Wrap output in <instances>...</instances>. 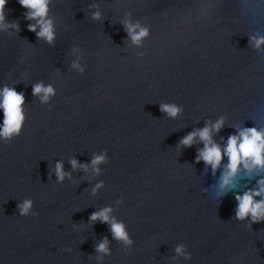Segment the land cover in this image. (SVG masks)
Returning <instances> with one entry per match:
<instances>
[{
  "label": "water",
  "instance_id": "water-1",
  "mask_svg": "<svg viewBox=\"0 0 264 264\" xmlns=\"http://www.w3.org/2000/svg\"><path fill=\"white\" fill-rule=\"evenodd\" d=\"M26 12L8 0L19 30H0V90L25 97L20 134L0 138V264H264V221L236 219L235 199L264 172L249 178L241 165L218 195L228 158L213 174L196 162L202 143L180 144L221 117L222 148L239 128L264 130V50L249 45L264 35V0H50L52 44L28 30ZM125 21L148 29L142 46ZM39 83L55 89L48 103L32 94ZM161 104L182 111L170 118ZM95 155L106 156L99 174ZM58 162L71 179L57 181ZM24 200L34 215H20ZM104 208L130 246L90 221ZM104 238L108 255L96 252Z\"/></svg>",
  "mask_w": 264,
  "mask_h": 264
},
{
  "label": "clouds",
  "instance_id": "clouds-1",
  "mask_svg": "<svg viewBox=\"0 0 264 264\" xmlns=\"http://www.w3.org/2000/svg\"><path fill=\"white\" fill-rule=\"evenodd\" d=\"M8 0H0V30H7L9 27L19 30L18 23H6L5 8ZM19 5L26 9V19L35 21V24H29L28 30L36 33L38 39H43L47 43L52 44L55 40V32L53 21L48 18L50 0H18ZM100 13L96 12L92 19L99 20ZM37 27L40 29L37 32ZM124 28L127 36L132 43L142 46V41L148 37L149 31L140 24H133L130 21L124 22ZM249 45L257 51L264 50V35H255L249 37ZM78 51V50H74ZM74 69H79L82 73L83 68L78 62L72 64ZM32 94L38 97L41 103H48L50 98L55 95V89L49 85L45 86L39 83L33 86ZM25 97L23 93L17 92L15 88L5 86L0 90V110L3 111V125L0 126V138L10 142L14 136H18L25 122V114L23 105ZM160 111L167 114L170 118H176L182 109L175 104H161ZM225 126V119L221 117L215 123L208 121L201 129L194 130L187 134L180 144L184 147L191 148L195 143L200 142L203 148L197 152L196 162H203L206 166H210L213 174L221 167L224 157L228 158L229 163L225 166L224 172L219 182V194L225 193L226 190L233 187L234 178L240 171L241 165L249 174L255 171L257 174L264 172V130H258L256 127H242L237 129L236 134L228 137L226 146L223 148L216 143L213 136L218 134ZM106 161L105 155H95L91 161L92 171L99 174V165ZM73 170L82 169L89 171L88 164H80L76 159L70 160ZM55 175L58 182H63L67 177L71 179V173H66L63 169V163L58 162L55 166ZM103 184H97L93 189L102 187ZM256 197H264V179L257 182L255 189L245 192L242 196L235 197L237 201L236 219L243 221L249 217L253 223L264 221V198L257 201ZM33 207L31 200H24L18 204L21 216L27 217L31 213ZM112 209L104 208L98 212H94L90 216V221L108 224L111 229L113 239L122 242L125 246L132 244L131 239L125 225L117 222L111 216ZM96 252L108 255V240L104 238L101 243L96 246ZM177 255H184L185 259H190L189 255H185L183 245L175 248Z\"/></svg>",
  "mask_w": 264,
  "mask_h": 264
}]
</instances>
